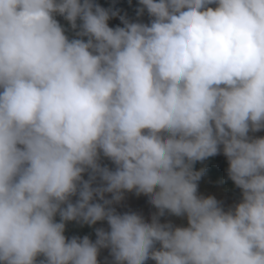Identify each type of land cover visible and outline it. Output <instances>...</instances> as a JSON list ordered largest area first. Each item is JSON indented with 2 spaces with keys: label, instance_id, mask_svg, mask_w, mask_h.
<instances>
[{
  "label": "clouds",
  "instance_id": "clouds-1",
  "mask_svg": "<svg viewBox=\"0 0 264 264\" xmlns=\"http://www.w3.org/2000/svg\"><path fill=\"white\" fill-rule=\"evenodd\" d=\"M139 5L0 0V264H264V0ZM221 151L242 192L227 211L194 168ZM125 192L151 222L117 212Z\"/></svg>",
  "mask_w": 264,
  "mask_h": 264
},
{
  "label": "trees",
  "instance_id": "trees-1",
  "mask_svg": "<svg viewBox=\"0 0 264 264\" xmlns=\"http://www.w3.org/2000/svg\"><path fill=\"white\" fill-rule=\"evenodd\" d=\"M97 4L106 8L113 9L119 13L120 16H126L129 20L136 21L137 13L136 10L140 6L139 0H95ZM57 20L61 23L62 26H65L69 29L68 35L71 38L74 33L71 31L70 25L63 19V17H56ZM141 22L148 23L149 17L145 14L142 18H139ZM109 26L115 28L117 26L123 27V24L119 18L113 17L109 20ZM228 161L227 158L222 157L220 155H216L214 157H210L203 162H196L194 168L196 171L200 169H205L204 177L210 178L214 180L216 183L221 184L226 187L227 190L236 197L238 201L242 200V192L239 188H237L229 178L227 174L228 169ZM85 179H87V175H85ZM75 197L73 198V202H75ZM59 220V217H57ZM106 222H98L95 226L81 225L77 222H68L66 225L65 235L67 238H71L73 236H79L83 238L84 236H88L93 242L96 240L95 228L106 226ZM42 257H38L41 259Z\"/></svg>",
  "mask_w": 264,
  "mask_h": 264
},
{
  "label": "rangeland",
  "instance_id": "rangeland-1",
  "mask_svg": "<svg viewBox=\"0 0 264 264\" xmlns=\"http://www.w3.org/2000/svg\"><path fill=\"white\" fill-rule=\"evenodd\" d=\"M249 135L255 137H264V130L257 133H249ZM222 157H225L221 151L219 154ZM226 158V157H225ZM101 164L108 166L109 168L114 169L115 165L112 164L110 160L107 158H101ZM198 195L208 197L214 196L222 205L225 211L230 208H234L240 201L236 199L234 195H232L226 187L221 184L216 183L214 180L202 176L200 181L198 182ZM107 198H111V194H106ZM124 200L119 204H115L117 212L123 214L125 212H136L141 214L147 222H151V217L158 210L149 203V198L144 195L137 196L135 192H125ZM161 223L172 222L175 226H187L186 217H176L170 215L165 212V216L161 217ZM103 228L107 229L108 225L103 226ZM159 247V245H157ZM112 257L110 255V251L108 249H101L100 254L98 256L99 264H112ZM146 264H155V261L149 259Z\"/></svg>",
  "mask_w": 264,
  "mask_h": 264
}]
</instances>
